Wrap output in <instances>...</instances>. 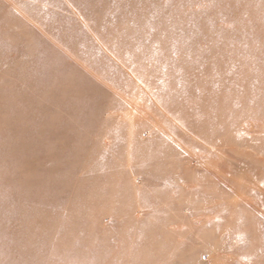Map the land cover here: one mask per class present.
Segmentation results:
<instances>
[{
    "label": "rangeland",
    "instance_id": "1",
    "mask_svg": "<svg viewBox=\"0 0 264 264\" xmlns=\"http://www.w3.org/2000/svg\"><path fill=\"white\" fill-rule=\"evenodd\" d=\"M59 1L0 0V264H264V106L235 73H134ZM87 1L115 45L140 37V5ZM72 26L95 49L65 48Z\"/></svg>",
    "mask_w": 264,
    "mask_h": 264
},
{
    "label": "bare ground",
    "instance_id": "2",
    "mask_svg": "<svg viewBox=\"0 0 264 264\" xmlns=\"http://www.w3.org/2000/svg\"><path fill=\"white\" fill-rule=\"evenodd\" d=\"M51 1L56 7L61 5L59 0ZM72 1L83 9L87 5L92 7L87 13L89 26L102 22L103 26L94 27V32L104 42L114 44L113 48H124L129 52L124 62L129 64L128 67L134 73L144 74L152 67L161 68L167 71L164 82L181 80L177 77L187 73L204 72L215 75L235 73L238 76L236 78L238 84L241 83L240 94L244 95L241 102L246 104L254 101L264 106V16L255 13L256 5L264 7L261 0H209L208 8L212 9L210 12L213 13L201 19L197 16L198 10L201 14L205 13L201 12V8L195 9L198 7V0H165L164 3H158L156 0H132V3L140 5L133 6V14L140 22L138 27L140 37L135 41L127 34L126 39L122 40L124 43H119L120 45H115L116 38L111 32L113 28L107 20L94 16V8L98 1L92 3L87 0ZM23 3L26 4V0ZM104 4L102 6L106 8L113 6L111 0ZM151 7H154L152 12ZM106 13L111 14L110 8ZM30 15L35 20L38 19L35 14ZM222 20L227 23L233 21V24L228 29H216L215 23ZM61 28V24L53 25V33L47 34L56 36L57 30ZM67 28L68 34L66 32L65 36H57L65 48L78 53L85 49V45L90 50H93L92 47L95 49L92 42L87 40L84 30H79L77 26ZM72 39L81 40L84 46L78 49L71 47ZM155 58L158 60L156 63L153 62ZM131 60L134 64H131ZM249 72L256 73L257 76L249 77L247 76ZM215 75L204 79L218 86L222 83L227 86L226 82L231 81L224 76L217 78ZM219 96L223 98L221 94ZM243 113L250 115L247 109ZM258 115L264 118V111Z\"/></svg>",
    "mask_w": 264,
    "mask_h": 264
}]
</instances>
